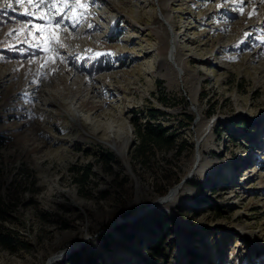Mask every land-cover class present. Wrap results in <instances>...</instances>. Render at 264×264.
<instances>
[{
  "label": "rangeland",
  "instance_id": "rangeland-1",
  "mask_svg": "<svg viewBox=\"0 0 264 264\" xmlns=\"http://www.w3.org/2000/svg\"><path fill=\"white\" fill-rule=\"evenodd\" d=\"M0 133V264H264V0H0Z\"/></svg>",
  "mask_w": 264,
  "mask_h": 264
},
{
  "label": "trees",
  "instance_id": "trees-1",
  "mask_svg": "<svg viewBox=\"0 0 264 264\" xmlns=\"http://www.w3.org/2000/svg\"><path fill=\"white\" fill-rule=\"evenodd\" d=\"M90 61V59H86L84 62ZM100 65V61L98 64L92 65L93 68H98ZM102 67V66H101ZM150 116H156V113H151ZM192 116H189V119H192ZM134 129L136 130L137 137V145H136V153L135 158L140 159L141 161H147L150 158L154 157L156 150H166L172 148L175 144V136L169 134L166 128L161 123H154L149 118L145 121L140 120V118H136L133 120ZM8 137L0 133V147L6 145L8 143ZM180 148L181 145L179 144ZM181 150V149H179ZM106 152L110 155V159L114 158L112 152L106 150ZM2 165L0 162V178L2 172ZM73 173L75 174L76 182L79 185H85L89 180V176L92 174L91 169L73 167ZM180 177H175L173 181L168 183V186L163 187L158 191L159 195H162L166 192V190L172 186L175 182L178 181ZM191 184L192 181H189ZM2 182L0 179V245L7 248L8 250H13L20 243V239L17 237V232L13 228L2 227L1 223L6 218L9 209V201L5 199L1 193ZM161 226H166L167 221H162L159 223Z\"/></svg>",
  "mask_w": 264,
  "mask_h": 264
},
{
  "label": "snow or ice",
  "instance_id": "snow-or-ice-1",
  "mask_svg": "<svg viewBox=\"0 0 264 264\" xmlns=\"http://www.w3.org/2000/svg\"><path fill=\"white\" fill-rule=\"evenodd\" d=\"M16 2L17 3H24L25 0H16ZM75 2L77 4H79L80 0H75ZM27 3H29V4L35 3V4H39V5H47L48 11L51 12L53 10V7L56 4H67L68 0H27ZM80 6L83 7L84 5L81 4ZM41 18H43V17H41ZM37 27L40 28V27H43V26H37Z\"/></svg>",
  "mask_w": 264,
  "mask_h": 264
},
{
  "label": "bare ground",
  "instance_id": "bare-ground-1",
  "mask_svg": "<svg viewBox=\"0 0 264 264\" xmlns=\"http://www.w3.org/2000/svg\"><path fill=\"white\" fill-rule=\"evenodd\" d=\"M111 145H116V143H111ZM118 152L121 154V153L123 152V151H122V148H120ZM120 154H119V155H120ZM120 156H121V155H120ZM198 158H199V159L197 160L198 162H197V168H196V169H200V168H202V167L204 166V163L202 162V161H203V158H202V156H201L200 154L198 155ZM182 183H183V182H182ZM180 185H181V184L179 183L176 187H174V189H172V192H171V193H173L175 189H177L178 187H180ZM165 197H166V196H165ZM165 197L161 198V201H164V198H165Z\"/></svg>",
  "mask_w": 264,
  "mask_h": 264
}]
</instances>
